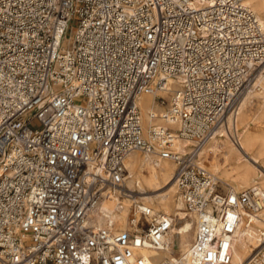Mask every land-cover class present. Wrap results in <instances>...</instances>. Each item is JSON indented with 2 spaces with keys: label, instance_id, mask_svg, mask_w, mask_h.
I'll list each match as a JSON object with an SVG mask.
<instances>
[{
  "label": "built area",
  "instance_id": "2783aa9c",
  "mask_svg": "<svg viewBox=\"0 0 264 264\" xmlns=\"http://www.w3.org/2000/svg\"><path fill=\"white\" fill-rule=\"evenodd\" d=\"M245 1L0 0V264H153L139 249L165 248L174 217L127 189L133 151L175 163L196 216L173 263L231 261L264 190L225 187L199 144L227 127L264 61V25ZM166 90L155 97L174 127L145 136L137 97ZM175 138L192 145L174 151ZM104 201L112 210L92 222ZM122 210L130 228L118 231L107 215ZM259 238L250 264H264V226Z\"/></svg>",
  "mask_w": 264,
  "mask_h": 264
},
{
  "label": "bare ground",
  "instance_id": "6f19581e",
  "mask_svg": "<svg viewBox=\"0 0 264 264\" xmlns=\"http://www.w3.org/2000/svg\"><path fill=\"white\" fill-rule=\"evenodd\" d=\"M245 2L264 25V0ZM260 67L261 71L240 97L236 112L228 116L227 127L216 128L211 136L199 144V154L206 161V167L223 180L225 187H231L235 191H239L238 188L242 186L253 184H258L264 190V128H261L264 123V61L258 68ZM169 83L168 89H172V81ZM156 95L168 98L170 91L141 93L137 97L145 136L157 125L174 127L163 118L166 105L160 104ZM254 99L256 109L250 112ZM161 106H165V109ZM151 113L156 117L151 118ZM191 145L190 141L175 138L171 148L182 153ZM124 165L127 171L125 185L136 195V199L151 207L154 214L168 213L174 217L165 237L167 246L162 249L144 247L139 249V253L153 264H174L178 257L174 254L175 235L179 237L181 249L178 251L181 254L193 241L196 233V216L185 209L176 188L175 163L169 159H158L154 154L133 151L127 155ZM112 208L109 201L98 204L92 212V222L101 223L102 215ZM260 211L259 217L253 219L252 224L241 226L234 234L232 258L227 264H250L251 255L261 247L259 231L264 226V208ZM107 219L116 221L118 231L130 228L126 210L117 215H107ZM191 232L193 237L190 240Z\"/></svg>",
  "mask_w": 264,
  "mask_h": 264
},
{
  "label": "rangeland",
  "instance_id": "374dc122",
  "mask_svg": "<svg viewBox=\"0 0 264 264\" xmlns=\"http://www.w3.org/2000/svg\"><path fill=\"white\" fill-rule=\"evenodd\" d=\"M256 69H257V71H256ZM253 72H252V74H251V78H250V82L249 83H251L253 80H254V78L259 74V72L261 71V67L260 68H256ZM239 100H240V98H239ZM239 102V101H238ZM256 102V99H254V101H253V103H252V105L250 106V112H254L255 111V109H256V105L254 104ZM159 104V103H158ZM162 108H164L165 109V106H161ZM163 109V110H164ZM31 125L33 126V127H39V123H38V121L37 120H34L32 123H31ZM261 128H264V123H262V125H261ZM140 154H143V153H141V152H139ZM210 156H211V154H210ZM209 157V156H208ZM202 164L203 165H205L206 166V161H204V159H203V157H202ZM220 178V177H219ZM221 179V178H220ZM222 180V179H221ZM223 181V180H222ZM246 187H249V186H242L241 188H238V190H241V189H244V188H246ZM125 202H126V199L124 200ZM193 237V232H191L190 234H189V239L191 240V238ZM181 248H180V241H179V237L177 236V235H175V237H174V250H176V252H174V254H175V256H178L179 255V251L178 250H180ZM259 249V248H258Z\"/></svg>",
  "mask_w": 264,
  "mask_h": 264
}]
</instances>
